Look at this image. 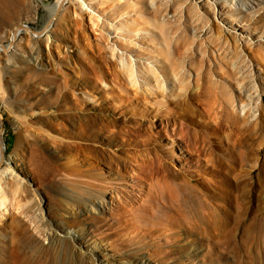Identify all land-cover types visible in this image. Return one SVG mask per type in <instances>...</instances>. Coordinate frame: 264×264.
Masks as SVG:
<instances>
[{
	"label": "rangeland",
	"instance_id": "1",
	"mask_svg": "<svg viewBox=\"0 0 264 264\" xmlns=\"http://www.w3.org/2000/svg\"><path fill=\"white\" fill-rule=\"evenodd\" d=\"M83 1L69 0L48 28L52 0H0L1 45L21 25L43 34L0 52V160L19 156L30 174L27 190L8 186L0 199V264L11 263L14 247L21 264H233L172 205L153 209L165 210L161 225H143L145 212L134 208L152 185L148 159L157 154L159 180L170 172L172 190L185 185L191 200L221 209L249 198L264 218V0ZM121 57L154 65L161 82L148 74L150 84L132 87ZM65 79L76 96L58 99ZM230 99L256 120L233 116ZM78 114L97 118L93 132ZM87 176L109 185L112 212L61 222L70 184ZM33 201L46 202L45 217ZM54 223L78 231L84 245L95 241L94 262L62 251L38 257L30 239ZM242 253L237 264H264V252Z\"/></svg>",
	"mask_w": 264,
	"mask_h": 264
},
{
	"label": "bare ground",
	"instance_id": "2",
	"mask_svg": "<svg viewBox=\"0 0 264 264\" xmlns=\"http://www.w3.org/2000/svg\"><path fill=\"white\" fill-rule=\"evenodd\" d=\"M67 1L68 0H52V2L46 6L49 12L48 28L54 24L56 17L59 15L60 10L64 8ZM20 27L22 29L19 28V32H16L17 28L9 31L8 36L11 44L9 46L0 44V52H7L11 48H14L16 45L15 43L25 34L32 35L35 38L43 36L41 32L34 35L32 33L33 30L27 25H21ZM44 31L45 30H43V32ZM119 61L121 65L120 71L126 73L129 79V84L132 87H142L143 82H145L146 85L150 84L148 79L144 77L148 74H153L156 80L159 83L161 82L158 72L154 70V65H152L151 68L141 67L137 62H132L123 57H121ZM68 79H65L64 85H62L63 87L61 91L65 89L64 96H60L58 99L76 96V93L72 91L74 89H67L72 86ZM81 82H84V80H81ZM88 87L90 89H95V84H90ZM74 106L76 105L73 104V107ZM227 106L231 110L233 116L239 117V119L244 123L249 120L251 121L252 119L256 120L252 114L253 109H251L249 105L240 106L239 103L230 99ZM88 109L89 107L81 108L78 106L77 110L79 113H85ZM239 110L243 112V115L239 113ZM78 115L80 116L77 117H83L82 119L86 123V127H84V129L88 132H93L97 126V118L92 119L91 117L90 119L87 116L84 117L83 114ZM104 119V122H106L107 119ZM5 149V145L0 143V156L5 153ZM13 158L14 157L10 156L9 161L11 164L4 163V161L0 160V169L2 168L0 171V199L7 190L8 186L11 187L10 190L12 193H18L21 189L27 190L25 183L28 180L25 175L30 176V174L27 172L23 173L25 169L20 171L21 160L19 156H15V158ZM159 160V155L157 154L154 159H148L152 185L148 182V187L146 188L148 191L144 192V194H146V198L139 201L134 208L145 212L143 216V225L147 226V222L153 219H156L154 222L155 225H161L167 221L165 218V210L160 211L162 215L156 213L160 210L162 202L163 204L166 203L168 205H172L173 208H176L181 214L179 219L181 222L193 225L197 230L201 231L203 240H207L209 245L213 246L212 249L215 253L219 254L220 257L224 255L231 257L233 264H237L243 260L245 256L242 253L243 250L248 251V257L255 256L257 251L261 253L264 252V218L259 216V209L256 208L251 199H238V206L233 209H221L206 200L201 203L195 201L194 199L191 200L185 191V185H180L175 191L172 190L173 188L169 186V182L172 178V174L170 172L168 175L163 174L161 176V181L159 180L162 170H165L160 164L161 160L160 163ZM3 166L6 167L4 168ZM87 178L88 179L84 180V185L76 183L77 181L70 184L69 194L71 199L66 202L68 207L66 209L61 207L58 210L60 216L62 217L60 220L61 222L69 223L70 221H76L81 219L83 215L88 214L89 216H108L109 213L112 212L111 206L112 204H115L116 201L113 195L112 197L109 196V185L104 183L103 185H100V188H98V184L102 183L100 178H94L93 176H87ZM3 180L5 182V189L4 183H2ZM135 182H141V180L139 178H135ZM160 182L164 184L161 187V190H159ZM164 187L166 188L165 190ZM112 192L114 193L115 190ZM1 202L2 201L0 200V203ZM45 203L43 204L42 201H33L31 203V208L34 210L36 215L41 214L45 217V210L48 209V206ZM157 205L159 210L154 212L153 209L157 208ZM152 229L155 230L153 235H158L160 232L157 227ZM14 234L16 239H20V235L18 233L16 234L14 232L13 235ZM82 237L84 236L80 235L78 231H69L61 227V225L57 226V224L54 223L53 225L45 224V231L38 236L32 237L30 241L32 242L33 251L41 254L38 256L40 258H49L53 256L51 254H54L55 256L62 251L67 255L75 256L79 259L84 260L91 258L93 260V258L96 257L95 249L97 248H94L96 243L95 241L90 243V240L87 237L86 242H88L89 245H84ZM237 237L240 238L239 241L237 240ZM41 239H44V241ZM7 253L9 256L6 255V258L11 262L10 264H21V255L17 247L11 248V250L6 252V254ZM97 260L100 264H111L103 261L100 262L101 258H97ZM94 263L96 264V262ZM34 264L43 263L36 261Z\"/></svg>",
	"mask_w": 264,
	"mask_h": 264
},
{
	"label": "water",
	"instance_id": "3",
	"mask_svg": "<svg viewBox=\"0 0 264 264\" xmlns=\"http://www.w3.org/2000/svg\"><path fill=\"white\" fill-rule=\"evenodd\" d=\"M68 1H69V0H68ZM68 1H67V2H68ZM19 28L22 29L21 27H18L17 30H16V32H19V30H20ZM32 33H33L34 35H37V34H38V32H35V31H33ZM0 142H2L1 137H0ZM2 156H3V155H2ZM1 160L3 161V157L1 158Z\"/></svg>",
	"mask_w": 264,
	"mask_h": 264
}]
</instances>
